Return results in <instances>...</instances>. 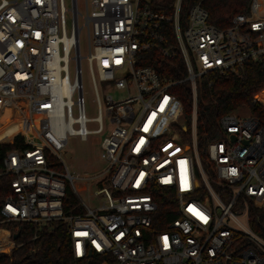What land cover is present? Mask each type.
I'll list each match as a JSON object with an SVG mask.
<instances>
[{
  "label": "built area",
  "instance_id": "built-area-1",
  "mask_svg": "<svg viewBox=\"0 0 264 264\" xmlns=\"http://www.w3.org/2000/svg\"><path fill=\"white\" fill-rule=\"evenodd\" d=\"M205 1L71 0L66 7L64 0H0V115L8 109L9 120L38 142L22 129L0 140L21 134L26 144L3 158L12 179L0 214L33 224L29 240L61 220L72 258L87 264H264V227H253L256 211L264 210V94L253 98L256 111L220 116L205 161L196 139L200 81L238 73L264 56V0H248L224 27L208 20ZM83 57L94 118L84 111ZM156 57L180 63V77L163 75L152 63ZM96 79L125 95L101 97ZM183 82L190 87L188 116L174 90ZM89 121L97 127L88 129ZM89 133L102 134L99 158L106 166L72 175L63 160L70 155L67 137ZM66 183L79 198V213L63 214ZM92 185L99 187L91 191ZM81 189L101 201L84 202ZM0 230V255L21 245Z\"/></svg>",
  "mask_w": 264,
  "mask_h": 264
},
{
  "label": "trees",
  "instance_id": "trees-1",
  "mask_svg": "<svg viewBox=\"0 0 264 264\" xmlns=\"http://www.w3.org/2000/svg\"><path fill=\"white\" fill-rule=\"evenodd\" d=\"M196 1V0H193ZM208 20L218 27L227 26L231 17L239 12H245L248 0H206ZM152 60L155 67L170 78L180 77L179 68L165 62L160 57ZM172 62H179V57ZM150 63L151 62H147ZM160 65H157V64ZM211 82L210 85L208 82ZM183 104L185 115L190 113V87L183 82L174 87ZM264 94V56L258 61H248L238 73H212L203 78L197 87V121L196 139L199 156L205 161L206 146L218 135V120L225 113L232 112L242 105L252 111L258 109L253 101L255 95ZM29 142L37 143L30 132L22 129ZM14 132L9 130V138ZM26 144L22 135L14 136L12 142H0V208L5 196L10 192L11 174L4 173L3 158L6 152L13 148H24ZM63 214L79 213L82 209L76 193L66 183L62 198ZM259 220L253 224L254 229L262 231L264 227V210L256 211ZM8 221V222H7ZM7 228L12 234L18 232L16 243L21 245L12 248L9 254L0 255V264H87L88 260L77 261L72 258L70 239L66 232V224L61 220H53L36 230L37 237L29 240L35 233L33 224L22 221L6 220L0 214V227ZM39 246L32 250L33 246Z\"/></svg>",
  "mask_w": 264,
  "mask_h": 264
},
{
  "label": "rangeland",
  "instance_id": "rangeland-1",
  "mask_svg": "<svg viewBox=\"0 0 264 264\" xmlns=\"http://www.w3.org/2000/svg\"><path fill=\"white\" fill-rule=\"evenodd\" d=\"M64 3L66 7L71 6V0H64ZM82 3L83 0H78L79 5H81ZM79 22H81V20ZM67 24H69V17L67 19ZM79 49L82 56L87 55V32L85 28H81L79 32ZM80 66L84 111L88 118H94L97 115V103L95 100V92L88 69L87 59L85 57L81 58ZM73 67L74 64L72 62L70 68L71 73L73 72ZM96 86L101 97L106 94H110L113 99L116 100L122 98L125 95V92L122 90H117L115 88L104 89L102 83L98 79H96ZM73 113L75 114V109H73ZM234 113L237 115H247L249 113V109L246 105H242L238 107L234 111ZM107 125V118H104V127H106ZM96 127V121L87 122L88 129H94ZM4 135H6L5 126L4 124H0V140H6L5 138H3ZM101 137L102 134L98 133H89L85 139H81L77 135H68L65 150H67L70 155L63 156V160L72 175L78 174L79 176H85L86 173L93 174L96 170L101 171L106 166L105 163L99 158V143ZM75 184L77 187H82L83 185H85L88 188L89 186L83 179H75ZM98 187V185H92L91 191L94 188ZM78 194L84 202H87L91 206H94L101 201V199H98L96 197H89L88 193L83 189L79 190ZM0 228L7 229L3 226Z\"/></svg>",
  "mask_w": 264,
  "mask_h": 264
},
{
  "label": "bare ground",
  "instance_id": "bare-ground-1",
  "mask_svg": "<svg viewBox=\"0 0 264 264\" xmlns=\"http://www.w3.org/2000/svg\"><path fill=\"white\" fill-rule=\"evenodd\" d=\"M0 124H4L6 132H7L8 139H9V130H12L15 133L18 129L25 128L24 126H22L18 122H16V120H9V110L8 109H6L4 111V113H2L0 115ZM26 129L28 130V128H26Z\"/></svg>",
  "mask_w": 264,
  "mask_h": 264
},
{
  "label": "crops",
  "instance_id": "crops-1",
  "mask_svg": "<svg viewBox=\"0 0 264 264\" xmlns=\"http://www.w3.org/2000/svg\"><path fill=\"white\" fill-rule=\"evenodd\" d=\"M5 132H6V129H5ZM3 138H5L6 140L8 139L7 132H6V135H4ZM4 236H5V231L0 230V238H1V237H4Z\"/></svg>",
  "mask_w": 264,
  "mask_h": 264
},
{
  "label": "water",
  "instance_id": "water-1",
  "mask_svg": "<svg viewBox=\"0 0 264 264\" xmlns=\"http://www.w3.org/2000/svg\"><path fill=\"white\" fill-rule=\"evenodd\" d=\"M18 232L12 234V238L15 240L18 237Z\"/></svg>",
  "mask_w": 264,
  "mask_h": 264
},
{
  "label": "snow or ice",
  "instance_id": "snow-or-ice-1",
  "mask_svg": "<svg viewBox=\"0 0 264 264\" xmlns=\"http://www.w3.org/2000/svg\"><path fill=\"white\" fill-rule=\"evenodd\" d=\"M165 242H167V238H165Z\"/></svg>",
  "mask_w": 264,
  "mask_h": 264
}]
</instances>
